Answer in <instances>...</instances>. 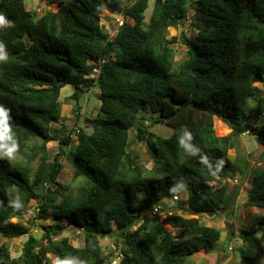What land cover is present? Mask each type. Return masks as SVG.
Segmentation results:
<instances>
[{
  "label": "trees",
  "instance_id": "trees-1",
  "mask_svg": "<svg viewBox=\"0 0 264 264\" xmlns=\"http://www.w3.org/2000/svg\"><path fill=\"white\" fill-rule=\"evenodd\" d=\"M25 1L0 0L8 22L0 27L7 56L0 60V238H29L18 258L0 241V264H111L116 251L104 252L100 237L106 235L116 238L115 248L123 254L119 264H202L190 257L211 252L221 230L201 215L228 209L234 191L227 181L238 168L229 154L233 138L251 130L264 146V122L252 123L264 111L249 107L250 100H261L264 86V0L194 1L202 22L193 36L184 35L186 58L178 63V37L168 38V30L188 18L189 0H157L148 27V0H137L125 10L133 22L126 18L114 37L101 25L106 9L121 11L113 0H71L66 7L59 0L57 11L42 14L27 9ZM67 84L75 86L70 98L77 105L86 91L100 89V113L89 118L93 129L78 127L76 143L71 132L52 126L59 121V97ZM146 107L157 113L155 121L173 128L168 138L154 136L150 117L141 114L140 121ZM215 116L230 125L229 134L217 135ZM132 128L137 143L146 144L152 169L128 149ZM51 140L74 143L69 156L74 176L87 179L75 195L58 181L63 168L58 156L48 162ZM256 154L261 161L245 202L264 209V148ZM36 158L32 171L29 163ZM46 181L59 190L40 193ZM184 193L188 201L179 206L181 213L142 219V211L162 198ZM32 199L39 200L44 218L54 220L42 238L19 220L31 210ZM65 220L83 231L82 246L51 237L65 228ZM173 228L182 229L180 236ZM240 237L242 264H262L264 212Z\"/></svg>",
  "mask_w": 264,
  "mask_h": 264
},
{
  "label": "rangeland",
  "instance_id": "rangeland-1",
  "mask_svg": "<svg viewBox=\"0 0 264 264\" xmlns=\"http://www.w3.org/2000/svg\"><path fill=\"white\" fill-rule=\"evenodd\" d=\"M65 6L71 0H65ZM116 6H120L121 11H116L115 9L110 10L106 9L101 14V25L105 32L108 33L109 37H114L121 27L118 26L117 19L123 18L129 19L130 23L133 22V19L127 17L125 15V10L130 7L137 0H113ZM157 0H148V6L145 10V20L144 26L148 27L150 24V20L152 15L154 14L155 6ZM196 0H189L190 3V13L186 20L181 21L177 27H169L168 30V38L173 36L178 37V41L174 44V48L176 49V62L183 60L186 58L187 47L183 42L184 35L188 37L193 36L197 32L196 23L202 22L200 13H198L193 5V2ZM26 7L31 11H35L38 5H42L41 0H26ZM37 5V6H36ZM45 10L39 11V14L44 13L45 11H57L59 9V0H44ZM65 8L62 13H64ZM126 19V20H127ZM75 86L71 84L65 85L61 88V94L59 97L61 104V115L58 122L52 123L53 127H58L61 129V133L66 134L71 132V136L75 139V143L77 140V133L75 130L77 128L82 127L87 133H90L93 129V126L89 120V118L97 117L100 113L99 107L101 104L100 100V89L98 86H94L88 91H86L80 101V105H77L76 102L70 98L71 94L74 92ZM261 100H250L249 107L253 113H255V108L261 106L260 112L264 111V86L262 88ZM142 115H146V117H150L153 123H150V130L154 134L155 137H163L168 138L172 132L173 128L168 124L162 121H155L157 117V113L151 112L149 107H146L143 113L140 112L139 119L143 121L140 117ZM153 116V117H151ZM215 129L217 135H227L232 131V128L229 124L224 122L218 116H215ZM264 122V114L253 117L252 123L256 125L257 123ZM147 123V121H146ZM251 123V124H252ZM65 127H62V126ZM35 141H31L34 143ZM74 145V143L72 144ZM60 146L59 140H51L47 143V156L48 162L52 163L54 158L58 156L59 161L62 163L63 168L58 175V181L63 185H68L69 192L75 195L80 186H82L86 182V177L81 176L76 178L74 176V167L72 166L69 156H70V147L72 146ZM234 147L229 150L230 155L233 157L235 162L238 164V168L235 171V176L232 179L227 180L229 182V191L234 189L235 184H241L240 194L238 199L235 201L233 205H229L228 209L217 212L213 216H209L208 214H202L201 218L205 222H213L216 226L221 230V237L215 243V248L209 252H198L195 255L190 257L191 262H198L202 264H242L241 261V250L244 246V242L240 237L242 228H249L253 220L260 214L264 212L263 208H258L254 206H249L246 204L247 192L251 186V179L254 176L252 173L253 170L257 166H259V162L261 159L256 153L258 149L264 148V146L259 145L258 141L255 138V135L252 134L251 130H247L244 133H241L233 138ZM128 149L135 152L138 155V161L143 164L148 170L152 169L154 166V161L151 158L149 152L147 151L146 144L137 143L136 140V128H132L129 132V145ZM39 158H36L32 163H29L32 171L38 166ZM23 162H26V159H23ZM264 163V160H263ZM237 180V181H236ZM225 180L222 179V183ZM216 185V183L214 184ZM59 190L58 186L54 183L46 181L42 183L38 187V191L43 193L45 196H48L51 192ZM58 193V200L59 192ZM181 199L179 202H172L170 197H164L160 200L165 207L169 205L180 206L183 203H187L188 201V193H184L180 195ZM32 208L29 213L23 218L19 219L26 225L31 227L30 233L37 237L42 238L45 233V226H49L54 223V220L50 218H44L42 215L46 216L45 213H39L38 204L39 200L32 199L31 200ZM52 212V210H48ZM181 213L182 210L179 209L177 211ZM194 216V215H191ZM16 219L14 218L13 221ZM66 223V220L64 221ZM65 228L57 235L50 234L53 239H60L62 237H68L70 241L76 246H82L84 243L83 231L78 230L73 225L68 223L65 224ZM114 227L115 224H114ZM181 229V228H180ZM179 228H173V234L175 237L180 236L178 233ZM230 229L234 230V234L230 233ZM29 238L28 234L16 237L13 239L0 238V241L4 242L8 248L10 249L11 255L14 258H18L22 255V249L25 241ZM45 240V238H44ZM100 242L102 248L105 253L113 251L114 245L116 243V238L111 237L110 235H106L100 237ZM120 247H122V243L118 242ZM117 247V246H116ZM119 247V248H120ZM118 248V247H117ZM258 251H260L258 261L264 264V243L259 247ZM53 261H56L54 257H52Z\"/></svg>",
  "mask_w": 264,
  "mask_h": 264
},
{
  "label": "built area",
  "instance_id": "built-area-1",
  "mask_svg": "<svg viewBox=\"0 0 264 264\" xmlns=\"http://www.w3.org/2000/svg\"><path fill=\"white\" fill-rule=\"evenodd\" d=\"M41 2L43 3L42 5H38L36 10L37 11H41V10H45L46 7L44 6V0H41ZM117 22H118V26H123L124 24V19L123 18H120V19H117ZM95 71L98 73V69H95ZM237 181V180H236ZM172 199V202H176V201H179L181 199L180 195H173L171 197ZM163 205L162 203H156L154 205H152L151 208L149 209H145L144 211H142V214L143 215H154V214H158V213H162L161 209H162ZM116 252H115V256L114 258L112 259L111 261V264H119V261H120V258L123 256L122 252L120 251V249H116L115 248V245H114V249Z\"/></svg>",
  "mask_w": 264,
  "mask_h": 264
},
{
  "label": "water",
  "instance_id": "water-1",
  "mask_svg": "<svg viewBox=\"0 0 264 264\" xmlns=\"http://www.w3.org/2000/svg\"><path fill=\"white\" fill-rule=\"evenodd\" d=\"M175 115L174 114H171L169 116H167L166 118H164L165 120H168L170 119L171 117H173ZM154 121H152L153 123ZM240 189H241V186L239 184H236L234 186V191L230 197V200H229V205H233L235 203V201L237 200L238 196H239V193H240ZM180 208L178 206H172V207H167L166 208V211L170 214H173V213H176ZM222 210H225L224 208L222 209H218V210H210V211H207L206 214H208L209 216H213L215 215L217 212L219 211H222Z\"/></svg>",
  "mask_w": 264,
  "mask_h": 264
},
{
  "label": "clouds",
  "instance_id": "clouds-1",
  "mask_svg": "<svg viewBox=\"0 0 264 264\" xmlns=\"http://www.w3.org/2000/svg\"><path fill=\"white\" fill-rule=\"evenodd\" d=\"M37 6V5H36ZM35 11L36 12H38L39 13V11H37L36 10V8H35ZM45 12H47V11H45ZM42 14V13H41ZM8 25V22L5 20V18H4V16L2 15V14H0V27H4V26H7ZM7 58V56H6V54L3 52V47L2 46H0V60H3V59H6ZM187 135V134H186ZM183 142V141H182ZM14 149H15V144H13L12 145V147H10V148H8V150H7V154L8 155H11L12 154V152L14 151ZM236 185V184H235ZM240 194V193H239ZM170 198L172 197V196H169ZM163 199V198H162ZM180 201V200H179ZM179 201H177V202H179ZM158 203H160V202H158ZM162 203V202H161ZM162 205H163V207H162V209H161V211H162V213H159V214H161V215H164L165 213H168L167 211H166V208L167 207H172V205H169V206H167V207H165V205L162 203ZM16 207H19L20 205L18 204V203H16V205H15ZM173 206H176V205H173ZM179 207V206H178ZM180 208V207H179ZM170 214V213H169ZM146 218V215H143L142 214V219H145ZM134 228H135V226H134Z\"/></svg>",
  "mask_w": 264,
  "mask_h": 264
},
{
  "label": "crops",
  "instance_id": "crops-1",
  "mask_svg": "<svg viewBox=\"0 0 264 264\" xmlns=\"http://www.w3.org/2000/svg\"><path fill=\"white\" fill-rule=\"evenodd\" d=\"M51 1H52V0H51ZM230 150H231V149H230ZM229 154H230V153H229ZM238 197H239V196H238ZM237 199H238V198H237ZM179 229H180V228H179ZM181 230H182V229H180L178 233H181ZM173 233H174V232H173ZM179 235H180V234H179Z\"/></svg>",
  "mask_w": 264,
  "mask_h": 264
}]
</instances>
